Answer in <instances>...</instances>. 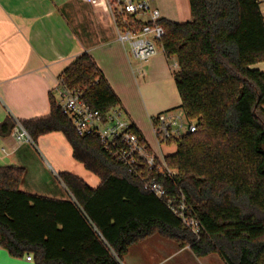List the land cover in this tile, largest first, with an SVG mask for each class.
I'll return each instance as SVG.
<instances>
[{"label":"trees","instance_id":"obj_1","mask_svg":"<svg viewBox=\"0 0 264 264\" xmlns=\"http://www.w3.org/2000/svg\"><path fill=\"white\" fill-rule=\"evenodd\" d=\"M191 19H160V45L177 67L180 105L197 130L166 155L188 213L203 226L198 238L163 200L112 158L96 135L80 136L54 97L46 117L19 120L31 139L61 131L74 157L98 175L93 188L73 173H58L70 198L20 189L25 168L0 166V244L35 264H122L131 246L158 234L197 256L217 253L225 264H264V22L256 0H189ZM68 87L107 111L119 104L92 57L84 52L60 75ZM155 122V118L152 117ZM12 116L0 123L11 134ZM136 131L141 133L133 123Z\"/></svg>","mask_w":264,"mask_h":264},{"label":"crops","instance_id":"obj_2","mask_svg":"<svg viewBox=\"0 0 264 264\" xmlns=\"http://www.w3.org/2000/svg\"><path fill=\"white\" fill-rule=\"evenodd\" d=\"M159 2L161 7L152 0L162 18L182 22L180 9L185 6L191 19L189 0ZM84 52L92 57L118 96L119 106L147 142L157 152L174 153L176 144L172 149L169 144H158L151 119L163 111L181 109L172 68L176 60H169L163 49L146 62L136 58L129 45L119 41L106 0H0V123L7 116L19 121L50 115L61 73ZM251 67L264 71V61ZM5 165L25 168L21 190L55 198L71 196L59 172L73 173L93 188L101 182L74 157L61 131L40 135L36 142L0 133V166ZM163 239L154 234L135 245L148 242L147 260L166 247ZM186 248L178 246L177 250ZM25 256H11L0 244V264H35ZM209 256L203 264L213 260L225 264L217 253L198 258Z\"/></svg>","mask_w":264,"mask_h":264},{"label":"built area","instance_id":"obj_3","mask_svg":"<svg viewBox=\"0 0 264 264\" xmlns=\"http://www.w3.org/2000/svg\"><path fill=\"white\" fill-rule=\"evenodd\" d=\"M119 41L129 45L133 55L146 62L162 49L160 41L165 30L160 24V10L152 0H106ZM264 22V0H256ZM177 62L172 63V68ZM56 104L62 114L69 119L80 136L96 135L102 148L121 162L143 187L164 201L167 207L179 216L184 224L199 238L203 226L199 219L188 214L191 206L185 194L179 190L171 192L159 180H175L177 171L166 161V153L157 152L141 133L136 131L133 122L119 104L107 111L91 106L84 97V90L68 87L59 77L56 86ZM153 130L160 146L177 141L186 133L197 130L195 120H188L183 113L167 110L154 116ZM12 134L18 141H30L31 136L16 120ZM26 260L33 261L27 254Z\"/></svg>","mask_w":264,"mask_h":264},{"label":"rangeland","instance_id":"obj_4","mask_svg":"<svg viewBox=\"0 0 264 264\" xmlns=\"http://www.w3.org/2000/svg\"><path fill=\"white\" fill-rule=\"evenodd\" d=\"M154 4H157L158 6L161 7V3L159 2V0H154ZM180 11H181L182 22L188 21L190 17L188 9L185 6H181ZM178 111L180 113H183L181 109H179ZM168 144L170 146V149H172L174 148L176 142L172 141ZM163 240L167 242L166 243L167 245L166 247L163 248L162 251H160V254L158 253L156 257L149 255L148 259L145 260V257H147L146 253L149 254L150 250L146 249L148 242H144L133 246L129 250L128 255L124 256L122 264H203L204 261L207 262L209 258L212 257V256L204 257L203 259L198 258L188 249V246L186 249H182L181 251H178L177 250L178 246L175 241L170 239H163ZM212 263L221 264L220 262H218V260L215 261L213 260Z\"/></svg>","mask_w":264,"mask_h":264}]
</instances>
